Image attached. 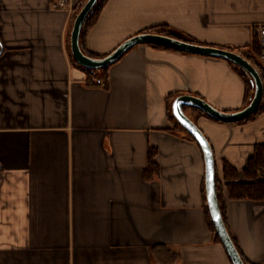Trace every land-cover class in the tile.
<instances>
[{
    "label": "crops",
    "instance_id": "crops-1",
    "mask_svg": "<svg viewBox=\"0 0 264 264\" xmlns=\"http://www.w3.org/2000/svg\"><path fill=\"white\" fill-rule=\"evenodd\" d=\"M69 1L0 0V264H232L208 227L203 154L170 119L168 97L237 111L244 78L224 59L141 44L109 66L107 88L88 85L69 48L86 0ZM160 25L248 59L264 0H104L80 42L101 58ZM197 110L184 108L219 178L228 163L243 179L264 145V111L232 124ZM222 191L242 257L264 264V201Z\"/></svg>",
    "mask_w": 264,
    "mask_h": 264
},
{
    "label": "water",
    "instance_id": "water-1",
    "mask_svg": "<svg viewBox=\"0 0 264 264\" xmlns=\"http://www.w3.org/2000/svg\"><path fill=\"white\" fill-rule=\"evenodd\" d=\"M97 2L98 0H86L84 2L79 11L76 13L69 32V48L71 56L81 67L88 70L102 69L114 64L134 46L141 44H153L185 53L224 59L244 72L250 79L253 87V94L250 102L240 110L232 112L221 111L210 105L202 98L190 94H181L176 96L170 107L174 119L195 139L203 154L205 164L204 186L206 205L211 222L220 239V242L232 264H245L232 240L220 212L216 194V164L212 147L202 130L185 113L184 107L196 108L204 112L210 118L223 123L245 121L256 113L263 102L264 81L261 69L248 60L247 57H245L240 51L200 45L167 35L152 33L150 31H144L126 39L118 47H116V49L104 57L95 58L88 56L83 52L80 35L85 20L93 13Z\"/></svg>",
    "mask_w": 264,
    "mask_h": 264
},
{
    "label": "trees",
    "instance_id": "trees-1",
    "mask_svg": "<svg viewBox=\"0 0 264 264\" xmlns=\"http://www.w3.org/2000/svg\"><path fill=\"white\" fill-rule=\"evenodd\" d=\"M103 3H104V0H98V2L96 3V5L94 7L93 13L87 17V19L84 22L83 27L91 26L93 23H95V21L97 20L100 12L102 10ZM146 31H150V32L156 33V34L167 35V36L178 38V39H181L184 41L192 42L191 40L182 37L181 35H179L175 31L170 30L169 28H167L164 25L152 27ZM148 45H151V46L157 47V48H166V47L159 46V45H153V44H148ZM251 51L252 52H250V54L248 55V59L252 60L253 62H255V64L260 66V64L258 62L259 61L258 57H260L261 49L258 45L256 38L253 40V45H252ZM87 55L91 56L90 54H87ZM91 57H94V56H91ZM72 62L75 65L79 66L80 68H83L77 62H75V60L73 58H72ZM233 67L236 71H238L240 73V75L245 80L246 88H247L245 103L247 105L250 102V99L252 96V90H253L252 84L250 82V79L248 78V76L244 72H242L240 69H238L235 66H233ZM108 68H109V66L102 68V69H98V70H88V69L83 68V70L87 73V84L88 85H96V84L91 82V78L94 77V78L101 79V81H102L101 86H104V88H107V79H108V72L107 71H108ZM261 72H262V78L264 81V71H261ZM172 97H173V95L168 97V109H169L168 114L170 116V119L175 120L172 113H171V109H170ZM184 108H188V107H184ZM197 111L199 113H201L202 115L210 118L204 112H202L200 110H197ZM263 111H264V102L262 103V105L259 107V109L256 111L255 114L263 112ZM253 116H251L250 118H248L245 121L235 122L232 124H236V123L239 124L242 122H246V121L252 119ZM175 122H176V127L179 126V128H181L193 141H195V139L186 130H184L177 123L176 120H175ZM148 164H149L148 165V171L155 173L157 170V167H156L155 162L153 161L152 154H150V156H149V163ZM238 172L239 171L237 169H235L234 167H232L228 163H224L223 168H222V179H220L219 175H218V170L216 169V174H215L216 194H217V200H218L220 212L222 214L225 225H226L225 202H224L223 191H222V185L223 184L226 187L228 197L231 199H250V200H256V201H264V145L256 146L254 154L248 159L247 165L242 170L243 179L240 178V175L238 174ZM203 195H204V205H205V212H206L208 227H209L214 239L216 241L220 242V239H219V237L215 231V228L211 222V218H210V215H209V212L207 209L206 199H205V186H203ZM231 237H232V240H233L234 244L236 245V247H237V249H238V251L242 257V254L239 250V247L237 245L235 238L232 235H231ZM242 259H243L245 264H249V263H247V261H245V259L243 257H242Z\"/></svg>",
    "mask_w": 264,
    "mask_h": 264
},
{
    "label": "built area",
    "instance_id": "built-area-1",
    "mask_svg": "<svg viewBox=\"0 0 264 264\" xmlns=\"http://www.w3.org/2000/svg\"><path fill=\"white\" fill-rule=\"evenodd\" d=\"M72 5L69 0H53L52 2V7L53 8H70ZM258 43L259 47L261 49V54L259 57V64H260V69L264 71V26L259 27L258 31ZM91 82L96 84V85H101L102 81L99 78H91Z\"/></svg>",
    "mask_w": 264,
    "mask_h": 264
},
{
    "label": "rangeland",
    "instance_id": "rangeland-1",
    "mask_svg": "<svg viewBox=\"0 0 264 264\" xmlns=\"http://www.w3.org/2000/svg\"><path fill=\"white\" fill-rule=\"evenodd\" d=\"M257 42H258V38H257ZM258 45H259V43H258ZM252 94H253V90H252Z\"/></svg>",
    "mask_w": 264,
    "mask_h": 264
}]
</instances>
